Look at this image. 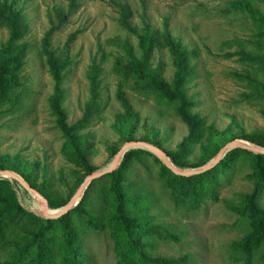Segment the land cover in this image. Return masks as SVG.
Instances as JSON below:
<instances>
[{
    "label": "rangeland",
    "instance_id": "obj_1",
    "mask_svg": "<svg viewBox=\"0 0 264 264\" xmlns=\"http://www.w3.org/2000/svg\"><path fill=\"white\" fill-rule=\"evenodd\" d=\"M8 1L22 16L27 32L17 42L26 47L17 86L10 101L0 107V165L28 174L40 194L66 203L87 176L73 160L71 139L78 142L94 171L105 168L130 140L148 142L166 154L178 153L172 163L186 170L204 166L232 140L255 145L252 140L264 141V0H118L130 7V24L146 34L143 44L120 27L111 0H76V8L49 37L50 50L69 62L60 86L66 124L73 126L87 115L67 135L50 110L54 82L41 44L45 32L57 25L54 9L65 14L68 2ZM164 22L171 38L187 50L192 72L183 85L184 94L193 102L189 112L202 120L193 131L178 117L175 103L163 99L146 80L122 71L128 61L141 59L147 39L152 38L146 71L172 83L176 69L163 45ZM73 33L76 37L65 51ZM8 38V27L0 21V52ZM124 42L131 46L130 57ZM92 63L100 68L94 94L89 82ZM118 92L137 113L135 122L124 114ZM128 134L131 139L124 140ZM189 136L191 141L183 144ZM147 152L131 163L124 184L140 206L135 214L160 226L168 238L147 239L143 256L182 258L186 264L248 263L237 244L253 229L254 217L246 202L262 184L251 158L240 155L232 170L218 177L214 195L191 208L181 204L167 184L171 171ZM98 179L89 184L88 193V211L96 216V225L89 227L85 220L72 218L84 255L81 264H129L132 255L123 245L120 226L112 220L109 178L105 174ZM7 181L10 185L0 184V192L8 200L13 192L18 205L37 215V201L18 183ZM255 204L264 211V195ZM62 206L48 205L49 211ZM12 216L10 211L3 214L0 264H15L38 226L25 218L11 220ZM53 245L54 264H60L56 240ZM263 254L264 247L253 253L248 264H264Z\"/></svg>",
    "mask_w": 264,
    "mask_h": 264
},
{
    "label": "trees",
    "instance_id": "obj_2",
    "mask_svg": "<svg viewBox=\"0 0 264 264\" xmlns=\"http://www.w3.org/2000/svg\"><path fill=\"white\" fill-rule=\"evenodd\" d=\"M67 12L64 14L60 9H54V15L57 20V25L54 28L46 31L42 39L41 50L46 57L51 78L54 82L53 94L50 97V110L56 118L57 127L64 134H69L73 129L78 128L85 122L87 115L75 123L73 126H68L65 121V113L61 107L62 89V72L68 67L69 62L66 58L57 56L49 47V37L54 29L59 28L65 23L67 15L70 14L77 6L76 0H67ZM113 7L118 13V23L120 27L126 30L129 34L138 38L140 44H143L146 34H142L139 28L130 24L131 10L126 3L118 0H111ZM0 21L7 25L9 30V38L0 52V107L7 101H10L11 96L17 86L18 72L22 66V58L25 54V45H18L17 42L27 32V25L23 21L22 16L12 6L8 0L0 1ZM263 26V23L259 22ZM76 37L73 33L64 45V50L67 51L69 44ZM163 45L169 50L174 59L175 74L171 84L158 79L155 75L146 71V64L152 50L153 39H147L146 46L143 47V55L140 60H130L122 67L124 74H134L139 80H146L163 99L177 105L178 117L188 126L190 131L198 129L202 125V120L196 115L189 112L193 102L185 96L183 85L191 74V69L188 63V54L186 48L179 42L174 41L167 29V23L164 22V30L162 32ZM126 54L131 56V46L126 42L122 44ZM100 68L92 63L89 67V82L91 93H95L98 88V77ZM117 99L124 111V114L133 122L137 120V113L132 106L124 98L123 94L118 92ZM130 134L126 135L124 140H130ZM191 141L190 136L187 137L183 144ZM258 145L264 146V141L256 142ZM70 147L73 152V160L86 171V174H91L95 169L91 167L84 155L80 151L78 142L71 139ZM180 147H182V145ZM148 153L143 149H131L126 152L121 160L120 165L106 176L109 178L108 194L112 202V220L120 226L121 240L127 251L132 255V260L129 264H141V261L149 264H186V260L166 259L163 257L145 258L142 254L143 249L148 245L147 239H167V235L161 233L160 226L148 224L144 215H137L140 206H138L134 198L127 190L128 186L124 184L125 174L129 171L133 161ZM170 160L175 164L177 162L178 153H167ZM240 155H247L251 158L252 168L257 176L261 189L258 190L255 196L247 199V208L254 217L253 229L242 239L237 248L245 255L246 261L249 263L253 253L264 247V211L255 204V199L264 195V155L254 154L241 148L229 150L221 160H219L211 168L189 176H181L173 174L169 175L166 180L167 184L172 188V193L176 199L191 208H197L206 196L214 195V189L218 186L217 179L219 176L231 171L234 167L236 159ZM0 169H10L18 173L27 181L31 187L36 188L32 178L15 168L0 165ZM104 176V175H103ZM95 179L93 181H98ZM0 184L10 185L5 179H0ZM92 183H90L91 185ZM90 185L84 191V194L78 204L66 214L54 219L40 218L32 212L24 210L18 205L15 195L12 192L11 200H8L6 194L0 192V202L3 203L0 207V236L4 234L5 225H3V214L13 212L11 220L16 219L22 221L24 218L38 224L36 230L32 233L30 242L24 246L17 257L15 264H54L55 247L54 240L58 243L57 260L60 264H81L83 254L79 246L77 235L74 232L73 219L77 221L85 220L89 226L96 225V216L88 211L90 205V197L88 195ZM37 189V188H36ZM38 191H40L38 189ZM41 192V191H40ZM46 198L49 207L57 208L65 203L56 202L55 199L47 193H42ZM264 260V254H263ZM246 263V264H248Z\"/></svg>",
    "mask_w": 264,
    "mask_h": 264
},
{
    "label": "water",
    "instance_id": "obj_3",
    "mask_svg": "<svg viewBox=\"0 0 264 264\" xmlns=\"http://www.w3.org/2000/svg\"><path fill=\"white\" fill-rule=\"evenodd\" d=\"M234 148H241L244 150H247L249 152H252L254 154H263L264 155V147H260L258 145H255L253 143L235 139L228 143H226L224 146L220 148L216 156L210 160L207 164H205L202 167L199 168H193V169H179L177 168L168 155L163 152L160 148L157 146L150 144L148 142L144 141H137V140H130L124 142L120 148L116 151L112 159L110 160L109 164L100 170L93 171L91 174H88L83 181L80 183L76 191L73 193V195L69 198V200L60 207L61 209L57 211L56 213H48V202L46 198L40 194L35 188L31 187V185L23 179L21 175L16 173L13 170L10 169H0V179H7L10 182H16L18 183L22 188H24L32 197L40 198L42 200L41 205V211L37 214L38 216L45 218V219H54L58 218L59 216L66 214L71 209H73L80 199L82 198L84 191L88 187V185L96 178H99L107 173L112 172L115 170L121 163V160L126 152H128L131 149H143L147 150L149 152L154 153L157 155L161 161L164 163V165L174 174L181 175V176H189L193 174H199L212 166H214L219 160L223 158V156L231 149Z\"/></svg>",
    "mask_w": 264,
    "mask_h": 264
},
{
    "label": "bare ground",
    "instance_id": "obj_4",
    "mask_svg": "<svg viewBox=\"0 0 264 264\" xmlns=\"http://www.w3.org/2000/svg\"><path fill=\"white\" fill-rule=\"evenodd\" d=\"M36 201H37V203H38V206H39V210H38V212H37V214L41 211V205H42V200L40 199V198H36V197H33ZM61 208H59V209H57V210H55V211H49V209H48V213H56L57 211H59Z\"/></svg>",
    "mask_w": 264,
    "mask_h": 264
}]
</instances>
